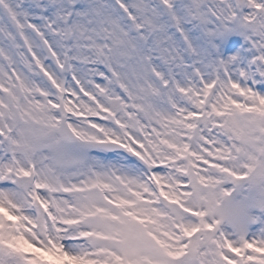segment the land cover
<instances>
[{"label": "snow or ice", "instance_id": "obj_1", "mask_svg": "<svg viewBox=\"0 0 264 264\" xmlns=\"http://www.w3.org/2000/svg\"><path fill=\"white\" fill-rule=\"evenodd\" d=\"M250 174L264 0H0V264H264Z\"/></svg>", "mask_w": 264, "mask_h": 264}, {"label": "rangeland", "instance_id": "obj_2", "mask_svg": "<svg viewBox=\"0 0 264 264\" xmlns=\"http://www.w3.org/2000/svg\"><path fill=\"white\" fill-rule=\"evenodd\" d=\"M65 163L70 169L81 167L85 163V158L77 148H70L65 157ZM232 196L228 198L225 205L226 211L234 214H243L246 229L253 232L264 230V176L256 174L249 176L248 180L239 183H229ZM186 221L196 223L197 218L187 216ZM225 230L231 228L228 223L223 224ZM177 264H185L184 261Z\"/></svg>", "mask_w": 264, "mask_h": 264}]
</instances>
